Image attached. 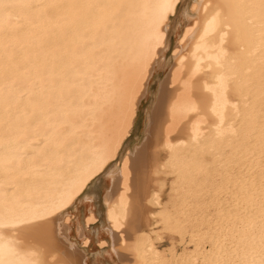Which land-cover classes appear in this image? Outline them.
<instances>
[{"label": "bare ground", "instance_id": "bare-ground-1", "mask_svg": "<svg viewBox=\"0 0 264 264\" xmlns=\"http://www.w3.org/2000/svg\"><path fill=\"white\" fill-rule=\"evenodd\" d=\"M168 2L0 0V218L60 202L101 158L123 154L122 179L104 200L124 264H264V18L249 6L259 0L192 2L199 28L193 20L180 36L145 140L121 153L135 124L129 108L136 120L147 67L162 52L156 21ZM90 3L126 7L115 18L117 9L98 8L83 23ZM229 79L235 98L209 103L212 118H194L177 137L193 81L212 97ZM161 225L181 249L160 245ZM69 229L49 224L38 252L0 230V264H87Z\"/></svg>", "mask_w": 264, "mask_h": 264}, {"label": "snow or ice", "instance_id": "snow-or-ice-1", "mask_svg": "<svg viewBox=\"0 0 264 264\" xmlns=\"http://www.w3.org/2000/svg\"><path fill=\"white\" fill-rule=\"evenodd\" d=\"M250 7H258L262 18H264V0H259V4L252 3ZM84 7L88 10L87 15L83 18V23L91 22V18L95 16L96 10L98 8H115L118 11L114 14L119 15L126 7L123 3H111V4H97L90 3L85 4ZM192 0H169L165 5L166 12L162 13L159 19L156 21L158 25L157 36H156V46L159 51H163L165 47L168 48L169 54L172 48L178 47L184 41L180 40V36L184 35V28L193 27V20L196 21L195 27L199 28V16L198 9L197 12H191ZM205 12L211 5L203 6ZM188 13H191L192 19L188 18ZM217 20V32L220 35V45L222 48L227 47L229 32L227 30V21L220 19L219 13L214 17ZM177 22H182L180 24L179 33L173 34V26ZM264 27V25H262ZM223 55L227 57L228 53L223 52ZM155 62L148 65L147 72L145 74V83L151 78V72L155 68ZM217 67H220L217 65ZM7 72L8 69H3ZM208 72H212L213 69L209 68ZM141 72L144 73V68H141ZM199 79V77H197ZM228 86L225 87L223 92L217 96L205 97L202 95L203 85L201 89H197L196 81H193V85L187 100L189 106V112L186 119L177 129V137L181 135L186 129V127L191 123L194 118H199L203 114L209 119L212 118L214 113L208 111V104L215 103L218 99H223L226 103L233 95L232 81L231 79L227 82ZM129 115L132 116L133 122H135V116L133 115L132 108H129ZM176 138V137H174ZM118 157H112L105 162L104 158H101L96 165L82 176L79 183L76 185L75 189L67 195L63 200L58 203H52L50 205H38L35 209L26 210L23 216L16 217L14 219H9L7 217L0 218V230L15 232L17 234V239L20 242L22 248H33L37 252L39 251V246L43 244L48 235L49 224L52 226L53 233L56 232V226L59 224L61 229L71 227L76 223L75 217L77 213L82 212L79 215V228L81 229L80 235L83 236L84 232L89 228H94L99 222L95 216V207L91 209L88 208V203L91 202L92 205H96L99 201L102 206L101 210H104L105 200L104 193L102 192V187L106 186L107 183L112 179H122L120 175V170L117 167L115 172L111 171L113 164L116 163ZM40 177H36V182L38 183ZM111 228V225H109ZM91 243V242H88ZM100 243L99 238H97V244ZM35 254V253H33ZM33 264H49L48 260L34 261Z\"/></svg>", "mask_w": 264, "mask_h": 264}, {"label": "rangeland", "instance_id": "rangeland-1", "mask_svg": "<svg viewBox=\"0 0 264 264\" xmlns=\"http://www.w3.org/2000/svg\"><path fill=\"white\" fill-rule=\"evenodd\" d=\"M194 1L195 0H192V2ZM191 12L193 11L191 10ZM187 15L189 18H191V13H188ZM181 23L182 22H177L173 26L172 30L174 35L179 33ZM175 48L176 47L172 48L171 53L169 54L168 48L165 47L160 54V58L155 63L156 66L152 70L147 89L142 95L139 103L138 113L132 133L127 139V142L125 143L121 153H125L126 151L133 150L134 148L141 146V144L145 140L146 131L150 123L152 112L156 105L160 89L166 77L168 76L171 67L174 65L175 55L173 54V51ZM122 155L116 160V163L113 164L111 171L115 172L116 168H119ZM111 181L112 180H110L106 186L102 187L101 190L103 193H105V191L111 184ZM168 182L169 183H167V185L165 186L166 190L163 194L164 198H166V194L170 189L171 179ZM92 207H95L96 209L95 215L97 216L99 222L94 228H89L87 231H85V234L90 239L89 242L91 243L84 244V235H80L79 215H82V212L77 213L75 217L76 223L73 224L68 230L70 241L75 244V250L77 251L75 253L76 256L84 257V260H86L87 264H124V262L120 260L113 249L115 241L113 236H111L108 231V226L105 219V205L103 206L104 210L102 211V206L100 205L99 201H97L96 205H92L91 202H89L88 208L91 209ZM152 210L156 211L157 208L152 207ZM157 231L162 236V242L160 243V245L168 246L171 244V242H174L178 244L179 249L182 248L179 244L181 241L180 235L174 234L173 232L164 229L162 225L159 226ZM97 238H99L100 242L105 240L107 244H105L104 246L97 244Z\"/></svg>", "mask_w": 264, "mask_h": 264}]
</instances>
